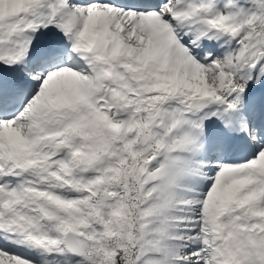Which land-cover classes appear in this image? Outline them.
Returning <instances> with one entry per match:
<instances>
[{
	"label": "snow or ice",
	"instance_id": "6c2138e0",
	"mask_svg": "<svg viewBox=\"0 0 264 264\" xmlns=\"http://www.w3.org/2000/svg\"><path fill=\"white\" fill-rule=\"evenodd\" d=\"M0 264H264V0H0Z\"/></svg>",
	"mask_w": 264,
	"mask_h": 264
}]
</instances>
